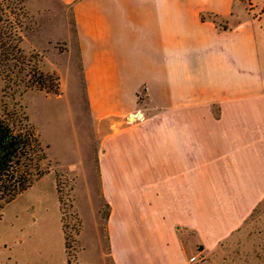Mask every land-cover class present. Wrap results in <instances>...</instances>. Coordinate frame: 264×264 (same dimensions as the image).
<instances>
[{
    "label": "crops",
    "instance_id": "obj_1",
    "mask_svg": "<svg viewBox=\"0 0 264 264\" xmlns=\"http://www.w3.org/2000/svg\"><path fill=\"white\" fill-rule=\"evenodd\" d=\"M58 1L91 115L114 127L99 160L112 263L192 264L183 231L214 250L264 199V27L229 25L237 0Z\"/></svg>",
    "mask_w": 264,
    "mask_h": 264
},
{
    "label": "rangeland",
    "instance_id": "obj_2",
    "mask_svg": "<svg viewBox=\"0 0 264 264\" xmlns=\"http://www.w3.org/2000/svg\"><path fill=\"white\" fill-rule=\"evenodd\" d=\"M237 1L244 13L229 25L251 16L264 27V0ZM23 5L15 14L6 7L2 13L0 7V36L13 38V28L18 29L12 41L16 54L43 72L47 86L56 91L28 86L11 60L0 61V121L9 134L28 142L0 190L20 185V179L31 182L2 216L7 202L1 203L0 264H113L99 168L101 139L114 129L108 124L112 118L91 115L70 8L58 0H23ZM259 58L264 65L263 47ZM141 101L147 105L145 98ZM129 148L125 151L132 152ZM32 204L33 218L25 208ZM14 212L21 218L13 219ZM194 235L183 231L186 247L197 254L192 264H264V199L238 233L216 249H199Z\"/></svg>",
    "mask_w": 264,
    "mask_h": 264
},
{
    "label": "trees",
    "instance_id": "obj_3",
    "mask_svg": "<svg viewBox=\"0 0 264 264\" xmlns=\"http://www.w3.org/2000/svg\"><path fill=\"white\" fill-rule=\"evenodd\" d=\"M0 7L3 10L2 13H4V7H6L8 11H11L12 13L14 12L15 14L17 11H20V7L23 9L24 5L23 0H0ZM206 18H209L219 28L226 27V20L217 14H201L202 20ZM14 30L18 33V29L13 28V38L10 35L0 36V41L3 37L6 38L4 42H0V61L3 60L5 62H10L11 60V62H13L12 64L17 69L16 71L18 75H20V77H27L25 83H27L28 86H37L40 90L45 89L47 91H56L53 86H47L44 76L45 74L43 75V72L38 71L34 65H28L25 59L21 60L19 58L20 55L16 54L18 48L15 42L12 43L15 37ZM141 100H143V96L140 92H138V101L141 102ZM27 143V141H22V138L17 135L9 134L8 126L5 125L3 121H0V182L3 181V177L5 175H8L11 163H15L17 161L19 162L21 155L26 153L24 149ZM19 181L20 185L16 184L17 186H1L2 189L0 192L2 196H0V208L2 207V202L6 203L11 201L16 197V195L26 190L31 184V182L26 183L25 179L24 181L21 179ZM201 248L202 247L200 246L199 249Z\"/></svg>",
    "mask_w": 264,
    "mask_h": 264
},
{
    "label": "flooded vegetation",
    "instance_id": "obj_4",
    "mask_svg": "<svg viewBox=\"0 0 264 264\" xmlns=\"http://www.w3.org/2000/svg\"><path fill=\"white\" fill-rule=\"evenodd\" d=\"M24 191H25V190H24ZM22 192H23V191H22ZM20 193H21V192H20ZM20 193H19V194H20ZM12 200H13V199H12ZM12 200H11V201H12ZM11 201H9V202H11ZM9 202H7V203H9ZM7 203H6V204H7Z\"/></svg>",
    "mask_w": 264,
    "mask_h": 264
},
{
    "label": "water",
    "instance_id": "obj_5",
    "mask_svg": "<svg viewBox=\"0 0 264 264\" xmlns=\"http://www.w3.org/2000/svg\"><path fill=\"white\" fill-rule=\"evenodd\" d=\"M134 118L133 117H131V120H133Z\"/></svg>",
    "mask_w": 264,
    "mask_h": 264
}]
</instances>
